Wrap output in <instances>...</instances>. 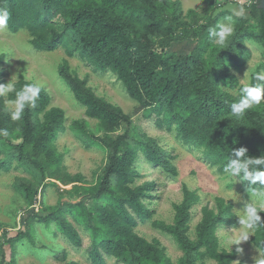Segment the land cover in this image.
<instances>
[{
  "label": "trees",
  "instance_id": "trees-1",
  "mask_svg": "<svg viewBox=\"0 0 264 264\" xmlns=\"http://www.w3.org/2000/svg\"><path fill=\"white\" fill-rule=\"evenodd\" d=\"M215 1L210 17L197 24L188 20L181 3L175 0H0V9L10 12L8 30H26L35 50L52 52L61 47L68 57L79 56L95 71L115 74L138 102L135 114L151 110L158 128L175 129L180 141L203 149L206 161L224 175V165L235 158L233 148H247L252 157L264 155V103L235 118L230 104L239 94L221 86L223 74L229 73L228 62L239 59L232 45L242 46L244 40L264 43V11L259 8V0H254L246 7L249 17H238L221 10L222 0ZM58 16L64 20L63 25L54 21ZM225 17L234 23V31L221 48L213 44L211 33ZM186 40L196 42L189 53L172 50L173 44ZM5 59L6 55L0 54V84ZM59 74L85 107V115L99 122L102 134L94 135L85 119L74 121L72 130L87 148L106 149L107 161L93 185H87L82 174L68 172L56 143L59 134L66 131V114L62 108L51 106L52 97L46 88L40 86L35 107H26L19 121L11 120L6 111V103L15 99V92L0 97V130L8 132V136L0 135V174L22 168L32 177L16 180L32 212L15 236L0 224V264H17L13 246L23 238L33 241L34 219L47 226L56 224L76 248L83 245L76 224L82 226L92 237L88 251L92 264H107L106 256L122 264H173L159 240L148 241L137 233L139 222L146 220L177 242L183 251L177 264H205L208 259L214 264H233L237 250L222 248L217 234L221 225H237L233 203L216 197L215 207L203 206L196 238H191L192 208L199 203L200 195L184 185L182 201L174 204L173 222L154 219L155 211L147 201L153 199L155 182L136 183L142 176L135 167L138 152L154 166L177 176L174 156L155 138L137 131L132 116L99 96L87 77L81 78L71 70L68 59L62 60ZM228 77L235 88L238 77ZM25 84L36 83L25 78L14 82L16 90ZM135 135L138 139H133ZM241 182L247 192H252L247 189L250 182ZM58 183L73 184L71 190L63 192L75 193L77 201L61 199L55 206L35 211L38 196L46 186L59 187ZM261 216L264 218V212ZM251 243L264 255V226L256 228ZM6 247L11 249L9 261ZM57 258L67 261V251L62 250Z\"/></svg>",
  "mask_w": 264,
  "mask_h": 264
},
{
  "label": "rangeland",
  "instance_id": "rangeland-1",
  "mask_svg": "<svg viewBox=\"0 0 264 264\" xmlns=\"http://www.w3.org/2000/svg\"><path fill=\"white\" fill-rule=\"evenodd\" d=\"M181 3V7L191 23H203L216 5L215 0H175ZM254 0H222L224 6L221 10L232 12L238 17H249L246 9ZM55 22L63 25L64 20L56 17ZM234 23L227 17L220 19L219 26ZM227 43V42H226ZM196 46L195 41H183L173 44L172 50L180 53H189ZM239 56L237 62H228V74H223L224 80L221 86L233 94H239L240 79L246 77L250 82L256 72H264V43L255 40H244V44H234ZM0 54H5V69L3 83L16 82L21 78L31 80L39 86L47 89L52 100L51 106L62 108L66 114V131L57 138L58 150L64 156V164L71 174H82L87 185L95 184L102 175L107 161L108 151L99 146L87 148L75 135L72 124L76 120L85 119L88 127L94 135H101L99 122L85 115L83 107L74 97L69 85L59 74V65L63 59H68L71 70L81 78H88V84L95 92L109 102L120 106L127 114L132 116L137 131L146 132L155 138L158 143L171 155L173 163L178 169V175L172 176L163 168L154 166L148 162L139 151L135 167L141 173L137 184L145 181H154L152 191L153 199L147 205L155 211L154 219L172 223L175 216L174 204L183 199V186L187 185L191 190H197L200 201L192 208L189 235L196 238V226L201 220V209L205 205L215 207V198L223 197L234 205L233 211L237 215V225L219 226L217 234L220 238L231 237L235 244L222 247L227 250H237L238 255L233 264H256V258L263 255L262 252L251 243L253 232L247 230L240 223L243 209L253 201L259 203V196H253L243 188L239 178L229 179L225 174L218 173L215 166H211L204 158L203 149L184 144L176 137V130L168 131L166 127L158 128L155 125L156 115L151 110H143L135 114L138 102L127 93L124 85L111 72L95 71L93 67L84 62L79 56L68 57L63 48L55 51H37L30 44V35L26 30L12 33L7 27H0ZM229 75H236L239 83L232 88L229 83ZM6 97V96H5ZM8 102V101H7ZM133 139H138L135 135ZM18 178H30V174L22 168L12 169L8 173L0 174V224L9 234L15 236L25 218L32 212V208L20 190L16 187ZM59 187L46 186L43 195L38 196L35 211L48 206H55L61 199L77 201L75 193L66 194L63 190H71L73 184ZM264 192V191H261ZM42 197V198H41ZM42 201V202H41ZM72 220L71 215H67ZM79 229L83 245L74 247L57 229L56 224H46L33 220L32 239L23 238L13 246L14 259L17 264H66L76 261L78 264H92L88 256L92 244V237L82 226L76 224ZM57 231V235L54 232ZM136 231L148 241L159 240L173 264H177L183 256V251L177 242L168 234L153 228L151 221H140ZM248 232V239L240 241V237ZM2 232H0L1 236ZM221 246V245H220ZM62 250L68 253L67 261L58 259ZM6 259L11 258V249L6 247ZM1 258V257H0ZM1 260V259H0ZM107 264H122L115 258L106 256ZM213 260H206L205 264H214ZM196 264H202L198 261Z\"/></svg>",
  "mask_w": 264,
  "mask_h": 264
},
{
  "label": "clouds",
  "instance_id": "clouds-1",
  "mask_svg": "<svg viewBox=\"0 0 264 264\" xmlns=\"http://www.w3.org/2000/svg\"><path fill=\"white\" fill-rule=\"evenodd\" d=\"M10 18L7 9H0V27H6ZM234 28L231 23L220 25L217 30H213V44L224 47L228 39L232 36ZM256 83H251L246 77L240 79L239 98L230 104V112L235 118H242L247 110L264 103V72L254 74ZM40 86L36 84H25L22 89L16 90L13 82L0 84V97L7 96L15 92V99L6 103V111L13 121L22 119L26 107H35L39 98ZM0 135L8 136L7 130H0ZM247 148H233L232 157L223 167L224 174L229 179L239 178L240 181L250 182L247 189H251L253 196H259L260 202L248 203L243 209V216L240 223L247 230L254 232L258 226H264V168H257L264 165V155L252 157L247 154ZM258 186V188L253 187ZM248 239V232H245L240 241ZM236 242L231 237L220 240L221 247L232 246ZM256 264H264V255L256 258Z\"/></svg>",
  "mask_w": 264,
  "mask_h": 264
},
{
  "label": "water",
  "instance_id": "water-1",
  "mask_svg": "<svg viewBox=\"0 0 264 264\" xmlns=\"http://www.w3.org/2000/svg\"><path fill=\"white\" fill-rule=\"evenodd\" d=\"M259 8H261L264 11V0H259Z\"/></svg>",
  "mask_w": 264,
  "mask_h": 264
}]
</instances>
